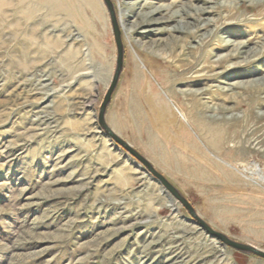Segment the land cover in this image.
Wrapping results in <instances>:
<instances>
[{"label":"rangeland","instance_id":"1","mask_svg":"<svg viewBox=\"0 0 264 264\" xmlns=\"http://www.w3.org/2000/svg\"><path fill=\"white\" fill-rule=\"evenodd\" d=\"M110 1L106 124L212 229L264 251V0ZM115 65L102 0H0V264H264L101 130Z\"/></svg>","mask_w":264,"mask_h":264},{"label":"water","instance_id":"2","mask_svg":"<svg viewBox=\"0 0 264 264\" xmlns=\"http://www.w3.org/2000/svg\"><path fill=\"white\" fill-rule=\"evenodd\" d=\"M110 17V24L112 29V34L116 46V65L115 69L107 87L103 99L99 105L98 115H97V122L101 130L114 141L119 147L124 149L131 157L135 158L143 167L144 169L153 176L157 180V182L162 186V188L168 192L177 202H179L187 213L194 219L198 225L212 238L217 240L224 246H227L235 251L253 254L258 257L264 259V251L246 243L237 242L235 240L230 239L225 234L212 229L205 221L199 218L192 205L189 201L178 191V189L170 183L166 177H164L160 172H158L154 167L146 160L140 153H138L135 149H133L127 142L117 136L106 124L104 119V114L108 103L111 100L112 92L117 85L118 77L122 69L123 64V47L121 41V32L119 29L118 21L115 16L114 8L112 2L110 0H102Z\"/></svg>","mask_w":264,"mask_h":264},{"label":"bare ground","instance_id":"3","mask_svg":"<svg viewBox=\"0 0 264 264\" xmlns=\"http://www.w3.org/2000/svg\"><path fill=\"white\" fill-rule=\"evenodd\" d=\"M194 1V0H193ZM175 2V1H174ZM174 2H172L171 4H174ZM206 3H208V1L207 2H205L204 4H206ZM208 8V7H207ZM207 8H200L199 10H201L202 12L201 13H203V14H210L214 9L212 8V7H209L210 9H207ZM225 10H226V8H225ZM227 11H229V8H228V10ZM199 12V11H198ZM172 17V16H171ZM208 23V22H207ZM207 23H205V24H203V26L201 27V30H204V28H206V26L208 25ZM186 24L187 23H185L184 25L186 26ZM198 24H194V28H197L198 26H197ZM187 27V26H186ZM200 30V31H201ZM194 32V31H193ZM189 35V34H188ZM198 45H202V41H201V38H199V40H198ZM228 46L227 45H220L216 50L218 51H221V50H225L226 48H227ZM236 47H237V49L239 48V49H241V51H239V52H237V53H240V52H242V53H246V49H245V44H243V43H239V44H237L236 45ZM197 48V47H196ZM193 50L195 49V47L194 48H192ZM238 49V50H239ZM247 54V53H246ZM172 54H170V56H171ZM177 55H175L174 57H176ZM237 57V55L236 56H232L231 54H224V55H222L221 57H219L218 59H216V61L215 62H213V64H215L216 65V63L219 65L222 61H226V60H228V59H232V58H236ZM173 59H175V58H173ZM176 61V60H175ZM211 64H204V68L206 69L207 68V66L209 67ZM189 96H191V97H193L194 96V93L193 92H189Z\"/></svg>","mask_w":264,"mask_h":264},{"label":"crops","instance_id":"4","mask_svg":"<svg viewBox=\"0 0 264 264\" xmlns=\"http://www.w3.org/2000/svg\"><path fill=\"white\" fill-rule=\"evenodd\" d=\"M175 131H176V130H175ZM173 132H174V131H173ZM188 137L190 138L189 135H188ZM190 141H191V140H190ZM193 143H194L193 147L196 148V149H199V148H197V145H196V143H195L194 141H193ZM197 152H198V154H199V153H200V150H198ZM199 155H200V154H199ZM199 155H198V156H199Z\"/></svg>","mask_w":264,"mask_h":264}]
</instances>
